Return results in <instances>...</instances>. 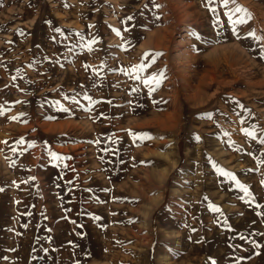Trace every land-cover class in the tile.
I'll return each mask as SVG.
<instances>
[{"label": "rangeland", "instance_id": "obj_1", "mask_svg": "<svg viewBox=\"0 0 264 264\" xmlns=\"http://www.w3.org/2000/svg\"><path fill=\"white\" fill-rule=\"evenodd\" d=\"M261 141L264 0H0V264H264Z\"/></svg>", "mask_w": 264, "mask_h": 264}, {"label": "bare ground", "instance_id": "obj_2", "mask_svg": "<svg viewBox=\"0 0 264 264\" xmlns=\"http://www.w3.org/2000/svg\"><path fill=\"white\" fill-rule=\"evenodd\" d=\"M118 1V0H117ZM196 2V1H195ZM206 2V1H205ZM197 3V2H196ZM196 3H193V4H196ZM199 3H200V1H199ZM207 3V2H206ZM198 5V4H197ZM203 5V4H202ZM262 5V4H261ZM200 6V5H199ZM192 7V6H191ZM196 9V8H195ZM203 14V13H202ZM9 17V16H8ZM200 17H201V15H200ZM205 17V16H204ZM263 17V16H262ZM196 27H197V25H196ZM158 35V34H157ZM160 41V40H159ZM148 42V41H147ZM152 42V41H151ZM150 44V43H149ZM161 44V43H160ZM153 45V44H152ZM157 45H159V44H157ZM165 45V44H164ZM148 46V45H147ZM146 46V47H147ZM145 47V46H144ZM240 47V46H239ZM240 52V51H239ZM235 53V52H234ZM241 53V52H240ZM238 55V54H237ZM245 56H247V55H245ZM250 58V57H249ZM234 60V59H233ZM63 76V75H62ZM48 86V85H47ZM3 96V95H2ZM131 109V108H130ZM135 110V109H134ZM129 113H130V111H129ZM134 113H135V111H134ZM41 125V124H40ZM89 125H90V123H89ZM93 125V124H92ZM117 129V128H116ZM120 130V129H119ZM93 131V130H92ZM117 131V130H116ZM142 131V130H141ZM146 131V130H145ZM148 131V130H147ZM151 132V131H150ZM121 134V133H120ZM157 134H159L160 135V133H155V135H157ZM92 135H94V134H92ZM116 135H117V133H116ZM136 135V134H135ZM120 136V135H119ZM119 136H118V138H119ZM122 136H123V134H122ZM136 136H138V135H136ZM154 136V135H153ZM116 137V136H115ZM94 138V137H93ZM117 138V137H116ZM138 138V137H137ZM158 138V137H157ZM95 140H96V138H94ZM124 139V138H123ZM126 139V138H125ZM124 139V140H125ZM130 139H131V137H130ZM102 140H103V138H102ZM119 140V139H118ZM128 141H132V140H128ZM125 142V141H124ZM139 141H137L136 139H134L131 143H133V145L134 144H139L138 143ZM212 142V141H211ZM113 143H115V141L113 142ZM120 143V142H119ZM122 143H123V141H122ZM163 143V142H162ZM95 144V143H94ZM105 145H106V143H105ZM93 146V145H92ZM102 146V145H101ZM104 146V145H103ZM108 146V145H107ZM107 146H106V148H107ZM116 146V145H115ZM120 146V145H119ZM123 146H125V145H123ZM122 146V147H123ZM126 146H128V145H126ZM132 146V145H131ZM130 146V147H131ZM134 146H136V145H134ZM109 147H112L113 149H116V148H114V146H110V144H109ZM121 147V148H122ZM137 147V146H136ZM98 148V147H97ZM103 148H105V147H103ZM118 148H120V147H118ZM95 149V148H94ZM100 149V148H99ZM98 149V150H99ZM139 149V148H138ZM104 150H106V149H104ZM119 150H121V149H119ZM130 149H128V151H129ZM134 150V149H133ZM133 150H130V152H132ZM94 152H95V150H93ZM121 151H123V150H121ZM127 151V152H128ZM94 152H92V153H94ZM97 152V151H96ZM99 152H101L100 150H99ZM108 152V151H107ZM114 152H115V150H114ZM214 152V151H213ZM212 152V153H213ZM91 153V154H92ZM102 153V152H101ZM111 153V152H110ZM119 153V152H118ZM135 153H138L137 151L135 152ZM135 153L134 154H132V155H135ZM95 154V153H94ZM94 154H92V155H94ZM103 154V153H102ZM105 154H106V152H105ZM108 154V153H107ZM122 154V153H121ZM95 155H97V154H95ZM109 155V154H108ZM127 155H128V153H127ZM206 155V154H205ZM214 155H217L216 154V152H215V154ZM109 156H111V155H109ZM125 156H126V154H125ZM130 156H131V154H130ZM107 156H105V158H106ZM98 158V157H97ZM96 158V159H97ZM122 158H123V156H122ZM91 159V158H90ZM212 159V158H211ZM98 160V159H97ZM107 160V159H106ZM128 160V159H127ZM133 160V159H132ZM94 161V160H93ZM95 162V161H94ZM93 162V163H94ZM100 162V161H99ZM130 162H132V161H130ZM129 162V163H130ZM218 162V161H217ZM116 163H117V161H116ZM123 163V162H122ZM110 164V163H109ZM108 164V162H107V165H109ZM103 165V164H102ZM106 165V166H107ZM114 165V164H113ZM122 165V164H121ZM100 167V168H107V167ZM123 166V165H122ZM216 166V165H215ZM126 167V166H125ZM120 168H121V166H120ZM201 168H202V166H201ZM128 169V174H129V176H128V178H130L132 175H134L133 174V171H132V169H131V166L129 165V168H127ZM121 170V172H122V169H120ZM119 170V171H120ZM201 170V169H200ZM124 171H125V169H124ZM123 171V172H124ZM102 172H104V171H102ZM110 172V171H109ZM199 172V171H198ZM117 173H119V172H117ZM135 173V172H134ZM208 173V172H207ZM113 175H114V173H112ZM203 174V173H202ZM209 174V173H208ZM120 175V174H119ZM118 175V176H119ZM123 175V174H122ZM125 175V174H124ZM215 175V174H214ZM114 176H116V175H114ZM117 176V179H115L116 181L117 180H119V177ZM121 176V175H120ZM205 176V175H204ZM122 177V176H121ZM163 178H165V175H163L162 176ZM193 177H195V176H193ZM127 178V177H126ZM127 178V179H128ZM191 178V177H190ZM204 178V177H203ZM17 179V178H16ZM102 180H105V178H103ZM114 180V181H115ZM126 180V179H125ZM124 180V181H125ZM217 180V179H216ZM113 181V182H114ZM115 181V182H116ZM120 181V180H119ZM123 181L121 180L120 181V183H122ZM129 182H130V180L129 181H127L126 182V184L125 185H128L129 184ZM202 182V181H201ZM107 183V182H106ZM105 183V184H106ZM124 183V182H123ZM208 183H210V182H208ZM217 183V182H216ZM109 184V183H108ZM107 184V185H108ZM116 185V184H115ZM120 185V184H119ZM124 185V184H123ZM215 185V184H214ZM104 186V185H103ZM29 187V186H28ZM125 186H122L121 188H122V190H123V188H124ZM106 188V187H105ZM200 188V187H199ZM109 189V188H108ZM105 191V190H104ZM208 191H209V189L207 190V193H208ZM217 191V190H216ZM23 192V191H22ZM27 192V191H26ZM44 192V191H43ZM210 192L211 193H213L211 190H210ZM24 193V192H23ZM120 193L122 194L121 195V197H126L127 198V195H123V193H124V190L123 191H120ZM206 193V191L203 189V188H201V190L200 189H198V190H196V191H194L192 194H191V199H188L187 200V204L184 206V210H183V215H184V217L186 218L185 219V222H183L182 224H185L186 225V227L187 226H189V229L190 228H192V227H194V226H197V228H198V222H199V220L201 219L200 218V203H201V201H202V199L203 198H206V197H208V196H206V195H208ZM211 193H209V194H211ZM215 193V192H214ZM104 194H105V192H104ZM214 195V194H213ZM216 195V194H215ZM104 196V195H103ZM24 197V196H23ZM23 197H22V199H23ZM120 197V198H121ZM133 197H135V196H133ZM132 196L131 197H128V199H133V201H135V199L137 198H133ZM209 197H210V195H209ZM105 198H106V196H105ZM105 198H103V199H105ZM138 198H140V197H138ZM190 198V197H189ZM19 199V198H18ZM107 199V198H106ZM109 199L110 198H108V201H109ZM141 199V198H140ZM183 199V198H182ZM210 199H213V198H210ZM132 201V200H131ZM111 202V201H110ZM184 203H186V201L184 202ZM206 203V202H205ZM209 203V202H208ZM207 203V204H208ZM203 204V203H202ZM204 206H206V205H204ZM207 207V206H206ZM211 209V208H210ZM209 209V210H210ZM202 210V209H201ZM207 214V213H206ZM130 215H132V216H130L129 218H126V221L127 222H130L131 220H133V219H135V221H136V218H139L136 214H134V212H132V214H130ZM202 215V214H201ZM145 216V215H144ZM203 216V215H202ZM212 216V215H211ZM176 217V216H175ZM178 217V216H177ZM141 218V217H140ZM110 219V218H109ZM141 220V219H140ZM145 220H146V217H145ZM144 220V221H145ZM179 220V219H178ZM178 220L176 221V222H178ZM213 221V220H212ZM132 222H134V221H132ZM205 222V221H204ZM49 223V222H48ZM132 224V223H131ZM131 224H129V225H131ZM175 224V223H174ZM200 224H201V222H200ZM129 225L127 226V225H125V226H127V227H129ZM135 225V224H134ZM178 225V224H177ZM136 226V225H135ZM176 226V225H175ZM179 226H181V225H179ZM206 226V225H205ZM124 227V226H123ZM172 227V226H171ZM200 227V226H199ZM202 227V226H201ZM207 227V226H206ZM182 228V227H181ZM203 228V227H202ZM208 228V227H207ZM123 229V228H122ZM121 229V230H122ZM136 229H138V228H136ZM135 229V230H136ZM174 229V228H173ZM194 229H195V227H194ZM200 229V228H199ZM124 230V229H123ZM169 230H170V228H169ZM201 230V229H200ZM205 230V229H204ZM117 231V230H116ZM140 231V230H139ZM173 231V230H172ZM181 231V230H180ZM138 233H140V232H138ZM171 233V232H170ZM173 233V232H172ZM127 240L128 239H130V237L131 236H133V237H136V234H135V232H134V229L133 228H130V229H127ZM191 233H190V231H189V233H183V234H179V232L178 231H175V239L178 241V243H179V245H180V248L178 249V250H176V251H174L175 253H176V255H179L180 256V259L178 260V261H176V263L175 264H185L184 263V260H190V257H191V255H190V252L192 251V247H190L191 248V251H190V248H188V245L186 244L185 245V242H188L187 240H188V238H189V235H190ZM201 234V233H200ZM204 234V233H203ZM114 235V234H113ZM192 235V234H191ZM208 235V234H207ZM138 236V235H137ZM119 237V236H118ZM123 237V236H122ZM125 237V236H124ZM193 237V236H192ZM206 237V236H205ZM202 238V237H201ZM211 238V237H210ZM63 239V238H62ZM125 239V238H124ZM173 239V238H172ZM120 240V239H119ZM126 240V241H127ZM196 240V239H195ZM204 240V239H203ZM133 241V240H132ZM169 241V240H168ZM172 241V240H171ZM129 242V241H128ZM136 242V241H135ZM173 242V241H172ZM204 242V241H203ZM59 243V242H58ZM112 243V242H111ZM111 243H110V245H111ZM124 243V242H123ZM125 243H127V242H125ZM124 243V244H125ZM174 243H175V241H174ZM139 244V243H138ZM170 244V243H169ZM176 244V243H175ZM190 244H191V242H190ZM200 244V243H199ZM106 245V244H105ZM123 245V244H122ZM178 245V244H177ZM109 246V245H108ZM112 246H113V244H112ZM116 246V245H115ZM169 246V245H168ZM167 246V247H168ZM172 246V245H171ZM170 246V247H171ZM191 246V245H190ZM138 247V246H137ZM103 248V247H102ZM110 248V247H109ZM133 248V247H132ZM175 249H177L176 247H174ZM130 249V248H129ZM137 249V248H136ZM196 249V248H195ZM110 250V249H109ZM119 250V249H118ZM125 250V249H124ZM127 250V249H126ZM198 250V249H197ZM200 250V249H199ZM104 251V250H103ZM134 251V250H133ZM108 252V251H107ZM110 252V251H109ZM128 252H132L131 250H127V253ZM136 252V251H135ZM169 252V251H168ZM194 252V251H193ZM203 252V251H202ZM111 253V252H110ZM115 254V253H114ZM123 254V253H122ZM141 254V253H140ZM124 255V254H123ZM170 255V254H169ZM169 255L167 254L165 257H163L164 259H163V264H170L169 262H170V260H171V258L169 257ZM109 256V255H108ZM121 256V255H120ZM197 256V255H196ZM102 257H103V255H102ZM111 257V256H110ZM116 257V256H115ZM96 258H97V256H96ZM112 258H114V257H112ZM123 258V257H122ZM178 258V257H177ZM88 259H89V256H88ZM108 259V258H107ZM120 259V258H119ZM193 259H195V258H193ZM196 259H198V258H196ZM195 259V260H196ZM106 260V259H105ZM114 260H116V259H114ZM107 261V260H106ZM111 261V260H110ZM92 262V261H91ZM97 262V261H96ZM146 262V261H145ZM192 262V261H191ZM190 262V264H192ZM85 263V262H84ZM93 263V262H92ZM187 263V262H186ZM117 264H135L134 262H133V260L132 259H123V260H121V261H119ZM174 264V263H173Z\"/></svg>", "mask_w": 264, "mask_h": 264}, {"label": "snow or ice", "instance_id": "obj_3", "mask_svg": "<svg viewBox=\"0 0 264 264\" xmlns=\"http://www.w3.org/2000/svg\"><path fill=\"white\" fill-rule=\"evenodd\" d=\"M223 3H224L225 6H227L228 3H229V0H223ZM213 11H215V10L213 9ZM235 11H236V12H240V11H242V9L237 8ZM230 19H231V17H230ZM244 22H245V21H244L243 19H240V20L234 21L233 23L235 24V23H244ZM250 35H254V33H251ZM197 38H199V37H197ZM144 67H145L144 65L136 66V67L133 68L131 71H132V72H137V73H138V72H142V71L144 70ZM134 78H135V79H140L139 75L135 76ZM154 81H155L156 83H159V81L156 80L155 77L149 78V79L144 80V81H142V82H143L144 84H146V85H151ZM152 90H154V89H150V91H152ZM247 134L250 135V136L253 135V133H251V132H249V133H247ZM261 142L264 143V141H261ZM54 158H58V157H55V156H54ZM225 175H227V174L225 173ZM232 179H235V177L233 176ZM241 187H242V186H241ZM244 191L247 192V189L245 188ZM214 210L218 211L219 209H214Z\"/></svg>", "mask_w": 264, "mask_h": 264}]
</instances>
